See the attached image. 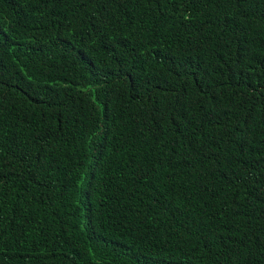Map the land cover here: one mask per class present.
<instances>
[{"label": "trees", "instance_id": "trees-1", "mask_svg": "<svg viewBox=\"0 0 264 264\" xmlns=\"http://www.w3.org/2000/svg\"><path fill=\"white\" fill-rule=\"evenodd\" d=\"M0 264H264V0H0Z\"/></svg>", "mask_w": 264, "mask_h": 264}]
</instances>
